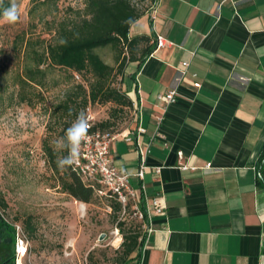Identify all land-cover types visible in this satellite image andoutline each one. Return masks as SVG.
<instances>
[{"label":"crops","instance_id":"1","mask_svg":"<svg viewBox=\"0 0 264 264\" xmlns=\"http://www.w3.org/2000/svg\"><path fill=\"white\" fill-rule=\"evenodd\" d=\"M140 36L166 45L136 64L137 123L111 146L133 188L165 204L140 264H264V0H156ZM170 90L177 102L161 103ZM180 152L199 169L181 170Z\"/></svg>","mask_w":264,"mask_h":264},{"label":"rangeland","instance_id":"2","mask_svg":"<svg viewBox=\"0 0 264 264\" xmlns=\"http://www.w3.org/2000/svg\"><path fill=\"white\" fill-rule=\"evenodd\" d=\"M85 1L59 0L56 9L52 4L34 6L32 0H16L18 22L0 20V220L14 226L26 241L22 264H123L124 237L119 228L128 236L145 234V223L135 215L133 203L126 210H116V201L97 183L91 203L77 201L62 185L67 167L53 171L48 163L44 144L59 152L60 158L65 155L55 144L61 126L54 107L73 84L88 86L92 76L77 79L69 71L50 68L43 87H36L33 95L19 85L20 76L33 65L32 51L41 52L42 40L50 41L60 22L76 20ZM130 1L144 17L155 7L152 0ZM145 47V42L140 43L135 56H141ZM98 53L113 68L112 87L126 92L136 67L130 62V49L121 54L108 47ZM91 109L97 123L109 122L111 127L105 131L118 138L137 123L134 104L123 111L114 104H95Z\"/></svg>","mask_w":264,"mask_h":264},{"label":"trees","instance_id":"3","mask_svg":"<svg viewBox=\"0 0 264 264\" xmlns=\"http://www.w3.org/2000/svg\"><path fill=\"white\" fill-rule=\"evenodd\" d=\"M144 1V0H143ZM156 2V0H152ZM59 0H32L34 6L52 4L57 9ZM8 4V0H5ZM145 13L139 11L130 0H86L85 9L76 20L60 22L55 34L50 41L42 40V50L32 51L30 54L33 65L27 67L19 78L22 89H28L30 95L35 93L36 87H43V80L50 68H59L69 71L72 76H92V82L88 86L73 84L63 101L54 107V117L61 126L60 136L75 120L80 110H85L95 104H114L119 111L133 108V101L128 96V91L122 92L110 84L113 68L99 55V51L108 47L119 49L124 54V49H130L132 57L130 62L142 65L155 51L156 43L151 44L152 37L140 36L130 38V30ZM2 17H0V20ZM61 38L67 40V44L59 43ZM146 43L141 56H135L134 52L140 43ZM124 63L121 62V69ZM0 93L2 88L0 86ZM31 98V97H30ZM27 98H24V101ZM117 111V110H116ZM110 123H97L96 129L105 131L110 128ZM106 132V131H105ZM44 151L53 171H59L57 160L61 154L50 145L44 144ZM67 152L65 151V155ZM64 190L77 201L89 204L94 196L96 184L85 183L73 170L67 167L66 178L63 181ZM116 201V210H122V205ZM144 213L145 204L142 205ZM0 226L11 233L13 244L16 242V228L4 220H0ZM123 231L124 261L123 264H140L142 251L146 242L145 234L126 235ZM15 252H13L12 264H16Z\"/></svg>","mask_w":264,"mask_h":264},{"label":"built area","instance_id":"4","mask_svg":"<svg viewBox=\"0 0 264 264\" xmlns=\"http://www.w3.org/2000/svg\"><path fill=\"white\" fill-rule=\"evenodd\" d=\"M166 45V41L162 38L157 39V47L162 48ZM189 67V63L182 64V75H185L186 69ZM79 79V76L76 75ZM195 87L200 88V84H195ZM158 100L166 105H171L177 102L178 94L175 90H170L166 94L158 96ZM136 107V102H133ZM88 116L90 117L91 127L89 129L87 139L82 143L81 152L78 162L74 164L72 170L88 184H101L108 192H110L116 200L122 205L124 210L133 203L135 215L139 217L145 223V232L151 233V219L154 215H162L165 210V204L162 198L149 199L145 194V186L142 183L140 189H134L132 186V176L126 173L120 172L113 164L111 158V146L112 143L118 138L113 136L109 132L96 129L97 119L92 112L91 106L86 109ZM162 119H160L161 121ZM139 134H145L144 129L138 130ZM130 141V139H127ZM183 153H178L180 160L179 167L183 171L198 170L194 166L184 164ZM212 164H207L202 170H212ZM160 169L157 170V173ZM146 175V163L144 160L141 162V167L138 173L135 175L140 181H144ZM145 204L146 212L142 209V205ZM16 243L14 247L17 264L19 259L27 253L26 241L16 233Z\"/></svg>","mask_w":264,"mask_h":264},{"label":"clouds","instance_id":"5","mask_svg":"<svg viewBox=\"0 0 264 264\" xmlns=\"http://www.w3.org/2000/svg\"><path fill=\"white\" fill-rule=\"evenodd\" d=\"M0 17L9 24L18 22L20 11L16 0H8L7 5L5 0H0ZM59 43L65 45L67 40L61 38ZM90 127V117L85 110H80L76 114L75 120L65 130L64 135L55 141L58 149L67 152L66 156L58 158L57 166L59 168L71 167L78 162L82 143L87 139Z\"/></svg>","mask_w":264,"mask_h":264},{"label":"flooded vegetation","instance_id":"6","mask_svg":"<svg viewBox=\"0 0 264 264\" xmlns=\"http://www.w3.org/2000/svg\"><path fill=\"white\" fill-rule=\"evenodd\" d=\"M13 242L11 233L0 226V264H12Z\"/></svg>","mask_w":264,"mask_h":264},{"label":"bare ground","instance_id":"7","mask_svg":"<svg viewBox=\"0 0 264 264\" xmlns=\"http://www.w3.org/2000/svg\"><path fill=\"white\" fill-rule=\"evenodd\" d=\"M27 253L19 259V264H22V260L26 257Z\"/></svg>","mask_w":264,"mask_h":264}]
</instances>
